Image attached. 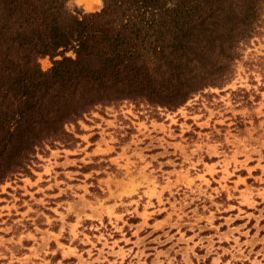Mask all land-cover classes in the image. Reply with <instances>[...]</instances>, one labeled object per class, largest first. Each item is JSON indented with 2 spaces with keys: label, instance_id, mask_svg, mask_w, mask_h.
Returning a JSON list of instances; mask_svg holds the SVG:
<instances>
[{
  "label": "rangeland",
  "instance_id": "374dc122",
  "mask_svg": "<svg viewBox=\"0 0 264 264\" xmlns=\"http://www.w3.org/2000/svg\"><path fill=\"white\" fill-rule=\"evenodd\" d=\"M259 26L221 88L65 125L73 146L0 185V264H264V12Z\"/></svg>",
  "mask_w": 264,
  "mask_h": 264
},
{
  "label": "trees",
  "instance_id": "16d2710c",
  "mask_svg": "<svg viewBox=\"0 0 264 264\" xmlns=\"http://www.w3.org/2000/svg\"><path fill=\"white\" fill-rule=\"evenodd\" d=\"M72 1L0 0V185L29 175L46 146H73L65 125L97 106L175 111L221 88L264 12V0H101L95 12Z\"/></svg>",
  "mask_w": 264,
  "mask_h": 264
},
{
  "label": "bare ground",
  "instance_id": "6f19581e",
  "mask_svg": "<svg viewBox=\"0 0 264 264\" xmlns=\"http://www.w3.org/2000/svg\"><path fill=\"white\" fill-rule=\"evenodd\" d=\"M77 3L83 5L88 11H93L99 4V0H77Z\"/></svg>",
  "mask_w": 264,
  "mask_h": 264
}]
</instances>
